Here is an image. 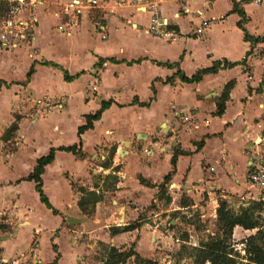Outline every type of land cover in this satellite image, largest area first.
<instances>
[{
  "label": "crops",
  "instance_id": "1",
  "mask_svg": "<svg viewBox=\"0 0 264 264\" xmlns=\"http://www.w3.org/2000/svg\"><path fill=\"white\" fill-rule=\"evenodd\" d=\"M71 1L38 0L33 8L37 26L32 44L15 49L0 45V143L14 140L3 142L1 136L20 117L16 148L0 151V261L25 254V264L55 260L84 264L102 243L120 250L132 246L141 258L158 262L165 252L176 249L177 255L183 246H197L152 226L146 217L165 215L175 226L178 214L200 207L203 195L216 204L221 198L229 205L237 200L239 209L250 202V193L256 194L249 192L247 171L251 160L264 154V85L256 92L264 78V42L253 47L245 42L237 27L240 16L232 10L235 5L244 13L249 35L263 37L264 3L160 0L158 16L171 32L161 38L149 32L152 15L142 9L151 0H95L92 9L83 11L77 27L68 34L60 32L58 27L66 24L63 8ZM247 53L244 65L206 75L199 83L186 84L178 78L166 83L177 68L165 64H177L191 77L217 61L241 62ZM99 59L104 62L97 67ZM19 64L25 65L20 74ZM31 67L34 72L27 81ZM64 72L73 79L66 82ZM140 81H144L143 89ZM229 82L234 85L224 113L215 116L217 100ZM141 90L146 91V100L141 99ZM124 95L129 97L127 102L121 101ZM26 97L31 100L27 106ZM52 98L54 107L41 121L53 110L69 111L75 102L82 108L92 105V114L102 102H112L93 129L81 135L83 159L56 151L44 169L42 190L57 215L40 202L35 184L24 179L50 149L78 144L77 129L91 113L79 111L70 132L64 125H55L58 142L36 153V145L20 135L25 120L33 117L24 114L37 100L52 105ZM142 114L148 116L143 125ZM111 149L115 153L106 169L102 164ZM175 151L183 154L167 185L171 202L165 204L157 199V187L171 172ZM24 159L29 166L23 169ZM110 174L118 178L116 191L103 193L94 213L84 215L75 187L101 191L97 178ZM139 178L157 187H146ZM182 199L191 205L183 207ZM152 204L159 214H143ZM67 216L79 224L69 225ZM136 223L139 227L133 231L110 234V228ZM255 231L236 226L232 239L241 241Z\"/></svg>",
  "mask_w": 264,
  "mask_h": 264
},
{
  "label": "trees",
  "instance_id": "2",
  "mask_svg": "<svg viewBox=\"0 0 264 264\" xmlns=\"http://www.w3.org/2000/svg\"><path fill=\"white\" fill-rule=\"evenodd\" d=\"M9 3L6 0H0V19L5 16L8 11ZM232 13H237L240 16V21L237 23V27L242 31L244 35L245 42H248L252 47L258 43L264 42L263 37H253L248 34L244 28L245 24V15L242 11L237 10L234 5ZM248 56V53L245 55V58L241 62H228L226 60L214 62L213 65L209 68H204L198 70L191 77H187L184 73L179 70L177 64H165L166 67L172 68L176 67L177 72L171 78L166 79V83H172L174 78H178L182 83L192 84L199 83L204 76L217 74L220 70L231 69L237 65H244L245 59ZM115 62L114 60H110ZM104 61L102 59L98 60L96 64L97 67H100ZM139 62V61H138ZM47 64V63H45ZM57 67L56 65H53ZM34 72L33 67L30 68L26 74V80L29 81ZM264 77V75H263ZM73 78L69 77L66 72H64V80L66 82L71 81ZM3 85V82L0 81V89ZM234 83L229 82L224 86V89L221 93V96L216 103L215 116H221L225 110V103L229 99V93L233 88ZM264 85V78L260 83L259 88L256 92L260 93L261 87ZM154 91V88H152ZM153 100V98H151ZM133 103L137 104L135 99ZM112 102H102L100 108L90 115H86L84 125L80 126L77 129V137L79 139L78 144L71 147H61L58 149H50L47 155L40 157L36 161V165L33 171L24 179L25 181H30L35 184V191L39 195L40 202L52 212V214L57 215L58 212L52 208L47 197L44 195L42 190V180L41 176L44 172V169L47 165L51 164L54 160L56 151H62L66 153H71L79 159L84 158V154L81 151V140L80 137L83 133L88 130L93 129L94 122L98 121L101 118V115L105 110L111 106ZM140 107H147L148 104H139ZM20 120L19 116L15 117V122L10 125L2 134L1 140L3 142L11 141L15 138L18 131V122ZM202 145L200 142L197 146L199 149ZM115 150L111 149L107 158L103 162V168H109L111 166L112 158L114 156ZM183 152L175 151L171 159V172L166 175L163 179L162 184L153 186L151 183L147 182L143 178H139V182L149 188L157 187L158 195L157 199L162 200L165 204L171 202V198L167 193V185L169 184L171 177L175 171V166L177 158L179 155H182ZM117 171V168L114 170ZM97 180L102 182V190L96 192V190L90 191L82 187H75L76 191L80 194L78 200V207L80 211L87 216H91L94 213L95 204L100 202L103 199V193L105 192H114L116 191V185L118 183V178L115 175H107L104 177H98ZM95 184V188H96ZM217 208V233L213 235H208L205 240H202L198 243L197 246H183L181 250L187 251L189 258L192 259V264H264V227L262 226V221L257 218L256 212L260 208V203L250 202L246 207H240L237 212L231 209L229 203L224 199H219ZM181 205L183 207L191 205V202H187L185 199H182ZM153 204L149 207L152 208ZM185 223L194 225L196 230H201L202 226L196 225L197 223L191 222L190 220L185 221ZM196 225V226H195ZM238 226L243 230H256L254 235L247 237L245 240L239 242L238 244L243 245V256L240 252L234 247L233 244V229ZM139 224L128 225L123 227H114L110 228L111 235H117L129 231H133L138 228ZM187 239V236H185ZM186 241V240H185ZM99 247L103 251V255L100 258V261L103 264H126L129 260L133 259L135 264H159L156 261L143 259L137 253L133 251L131 246L129 249L120 250L115 247L107 246L105 244L99 243ZM97 257V259H99ZM53 264H57V260Z\"/></svg>",
  "mask_w": 264,
  "mask_h": 264
},
{
  "label": "rangeland",
  "instance_id": "3",
  "mask_svg": "<svg viewBox=\"0 0 264 264\" xmlns=\"http://www.w3.org/2000/svg\"><path fill=\"white\" fill-rule=\"evenodd\" d=\"M226 0H221V4H223ZM25 69L24 64H19L18 73L20 74L21 71ZM20 76V75H19ZM24 76V75H22ZM20 76V77H22ZM140 84L138 85L141 89H143L144 81H140ZM146 91L141 90L139 93L142 100H146L148 98V95L145 94ZM186 90L183 92L185 95ZM60 94V91L58 92ZM44 104H34L32 107H29L27 109L28 112H26L24 115L25 117L33 116L32 119H26L25 122L22 125V130L20 135H23L26 137L27 140H30L33 142L34 149H36V153H40L42 149H44L47 145H51L54 143L58 138L57 134H55L54 127L55 125H64L66 128V132H70L72 130L73 125L77 122V117L79 111L83 110L84 112L91 113L94 111L92 110V105H88L84 108L81 107V103H72V108H70L69 111L60 112L57 110H53L50 115L44 120L41 121V117L44 116L47 112H49L50 109L54 107L53 103L55 102V98H52L50 103H47L44 99H41ZM78 100V99H77ZM129 100V97L124 95L121 97V101L127 102ZM23 102L27 105H30L31 100H29L28 97L23 99ZM142 119V125L145 123V120L148 119V116L145 114L141 115ZM35 120L38 121L36 124H32L31 122ZM1 132V131H0ZM17 136V135H16ZM64 142L67 141V136L64 138ZM17 142V137L14 138L10 143L8 144H2L0 143V151L3 153H9L15 149V144ZM58 142V141H56ZM25 153L28 154V151L25 150ZM25 162L23 164V169L29 166V161L24 159ZM23 160V161H24ZM202 199H206L207 196L203 195L201 196ZM235 197V196H234ZM236 198V197H235ZM204 200L201 201L200 207L194 209H189L186 211H183L184 214L179 213L178 214V222L175 226L170 224V219L166 218L165 215L159 214V210L154 206L152 208L145 209L143 211V214H147L151 211V213L159 214L158 217L153 218V215H149L146 218H149L146 222L151 223L152 226L158 225V228L163 232H173L174 236L180 238V240H184L185 236H187L190 243H195L198 245V243L202 240H205V238L208 235H213L217 233V225H216V216L215 212L217 211L218 204L215 202H209L208 200H205L206 203H204ZM208 201V202H207ZM230 203L231 209L237 212L239 209H237L235 206L237 205L238 201L233 200ZM240 207V206H239ZM217 214V213H216ZM191 215V216H189ZM204 216V217H202ZM190 220L191 222L197 223L196 225L202 226L201 230H196L194 225H190L185 223V221ZM153 222V223H152ZM195 225V226H196ZM174 227V228H173ZM175 229V231H173ZM245 240L241 239V241ZM240 240H234L233 244L234 247L240 252V254L243 256V245L238 244L241 242ZM187 247V245H186ZM129 249V248H128ZM177 251L174 249L173 251L165 252L162 256V259L158 261L159 264H192V259L189 258L187 251H183V249L176 255ZM97 254V255H96ZM95 255H91L90 257L85 258L83 261L84 264H100L99 257L103 255V251L101 250V247H98L97 252ZM149 256V254H147ZM96 257L99 259L97 260ZM156 260V258H155ZM130 264H135L133 259H131ZM103 264V263H101Z\"/></svg>",
  "mask_w": 264,
  "mask_h": 264
},
{
  "label": "built area",
  "instance_id": "4",
  "mask_svg": "<svg viewBox=\"0 0 264 264\" xmlns=\"http://www.w3.org/2000/svg\"><path fill=\"white\" fill-rule=\"evenodd\" d=\"M9 3L8 11L0 19V45L7 49L20 48L31 45L34 41V32L37 26V19L33 13V8L38 0H6ZM239 3L260 6L264 0H237ZM160 0H151L143 4L142 9L151 13V23L149 32L155 37L165 38L171 35L167 30L168 23L158 16ZM96 5L95 0L78 1L73 0L63 8V16L66 24L58 27L60 32L68 34L77 27L79 18L83 11L92 9ZM35 104H44L42 100H37ZM247 185L250 202L260 203V208L256 212L257 218L262 221L264 227V154L258 159L251 160L247 171ZM249 202V203H250ZM248 203V204H249ZM246 204V206H248ZM0 264H25V254L17 257L3 259Z\"/></svg>",
  "mask_w": 264,
  "mask_h": 264
},
{
  "label": "water",
  "instance_id": "5",
  "mask_svg": "<svg viewBox=\"0 0 264 264\" xmlns=\"http://www.w3.org/2000/svg\"><path fill=\"white\" fill-rule=\"evenodd\" d=\"M66 220H67V223H68L69 225H71V226L77 225V224H79V222H80L79 220L74 219V218H71V217H69V216L66 217Z\"/></svg>",
  "mask_w": 264,
  "mask_h": 264
}]
</instances>
